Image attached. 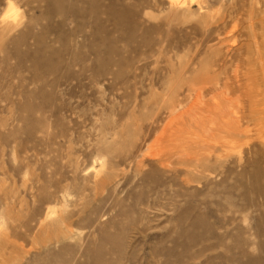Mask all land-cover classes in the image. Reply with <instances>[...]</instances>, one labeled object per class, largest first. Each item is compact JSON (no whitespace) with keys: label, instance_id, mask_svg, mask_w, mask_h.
<instances>
[{"label":"rangeland","instance_id":"obj_1","mask_svg":"<svg viewBox=\"0 0 264 264\" xmlns=\"http://www.w3.org/2000/svg\"><path fill=\"white\" fill-rule=\"evenodd\" d=\"M237 1L0 0V264H264Z\"/></svg>","mask_w":264,"mask_h":264},{"label":"bare ground","instance_id":"obj_2","mask_svg":"<svg viewBox=\"0 0 264 264\" xmlns=\"http://www.w3.org/2000/svg\"><path fill=\"white\" fill-rule=\"evenodd\" d=\"M171 1L178 4L184 2V0ZM237 3L236 8L232 2L225 6L223 23L225 26L229 24V21L233 23L228 35V39L232 42L228 45L227 55L229 56L231 46H235L239 51L238 56L235 55L237 56L236 67L233 70H235L236 80H234L235 83L237 81L240 96L235 103L229 97L232 93L229 90L234 88L230 83V79L233 78L231 73L232 76H227L225 84L224 103L220 105L215 102L214 104V107L225 111L223 126L228 145L231 144L232 136L237 131L239 123L245 118V103L250 107L252 116L264 114V0H246V3L244 0H238ZM262 126H264V119Z\"/></svg>","mask_w":264,"mask_h":264}]
</instances>
